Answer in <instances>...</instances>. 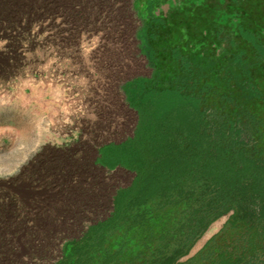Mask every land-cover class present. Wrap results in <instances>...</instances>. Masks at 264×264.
<instances>
[{
    "label": "rangeland",
    "instance_id": "rangeland-1",
    "mask_svg": "<svg viewBox=\"0 0 264 264\" xmlns=\"http://www.w3.org/2000/svg\"><path fill=\"white\" fill-rule=\"evenodd\" d=\"M240 23L264 40V0H0V216L14 232H64L44 239L46 260L31 259L25 237H16L21 264L73 262L79 236L65 216L75 222L80 199L100 200L84 185L111 184L112 209L118 190L131 184L134 173L95 164L104 144L133 136L138 115L125 99L126 78L157 86L176 80V52L218 68L234 53L229 41L249 57L236 35ZM256 81L264 87V65ZM218 96L209 103L219 106ZM251 106L262 113L260 104ZM230 215L213 221L180 261L214 237L222 246L237 236L224 228Z\"/></svg>",
    "mask_w": 264,
    "mask_h": 264
},
{
    "label": "trees",
    "instance_id": "trees-1",
    "mask_svg": "<svg viewBox=\"0 0 264 264\" xmlns=\"http://www.w3.org/2000/svg\"><path fill=\"white\" fill-rule=\"evenodd\" d=\"M236 35L251 49L249 57L236 41H229L234 53L218 68L176 52V80L157 86L138 77L122 86L138 122L132 137L100 148L95 164L125 169L134 178L118 190L112 209L107 208L111 184L84 185L100 200L80 199L75 222L65 216L68 230L79 236L73 241L77 257L69 264H264V87L256 81L264 40L241 23ZM139 42L152 65L151 53ZM214 84L226 90L219 93ZM214 93L219 106L209 103ZM252 103L260 104L262 113ZM229 212L224 228L237 229V236L222 246L214 237L180 261L208 226ZM88 216L92 225L85 228ZM6 225L1 215L0 264H21L18 236L25 237L31 259L46 260L51 247L44 239L64 234L21 226L14 232Z\"/></svg>",
    "mask_w": 264,
    "mask_h": 264
},
{
    "label": "crops",
    "instance_id": "crops-1",
    "mask_svg": "<svg viewBox=\"0 0 264 264\" xmlns=\"http://www.w3.org/2000/svg\"><path fill=\"white\" fill-rule=\"evenodd\" d=\"M129 81H130V80H129V78H128V81H127V82H129ZM127 82H126V83H127ZM108 144H110V143H108ZM108 144H104L103 146H106V145H108Z\"/></svg>",
    "mask_w": 264,
    "mask_h": 264
},
{
    "label": "flooded vegetation",
    "instance_id": "flooded-vegetation-1",
    "mask_svg": "<svg viewBox=\"0 0 264 264\" xmlns=\"http://www.w3.org/2000/svg\"><path fill=\"white\" fill-rule=\"evenodd\" d=\"M11 71H12V70H11ZM127 81H128V77L126 78V80H125V82H124V83H126ZM124 83H123V84H124Z\"/></svg>",
    "mask_w": 264,
    "mask_h": 264
}]
</instances>
